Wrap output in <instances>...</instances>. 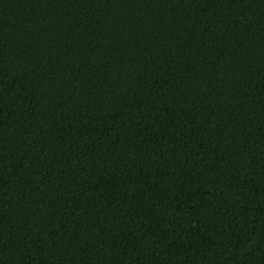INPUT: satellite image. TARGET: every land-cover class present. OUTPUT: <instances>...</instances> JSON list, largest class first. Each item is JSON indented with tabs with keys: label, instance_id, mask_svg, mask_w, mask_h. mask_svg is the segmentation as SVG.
I'll list each match as a JSON object with an SVG mask.
<instances>
[{
	"label": "trees",
	"instance_id": "trees-1",
	"mask_svg": "<svg viewBox=\"0 0 264 264\" xmlns=\"http://www.w3.org/2000/svg\"><path fill=\"white\" fill-rule=\"evenodd\" d=\"M0 264H264V0H0Z\"/></svg>",
	"mask_w": 264,
	"mask_h": 264
}]
</instances>
